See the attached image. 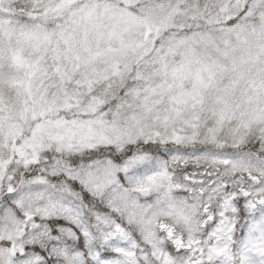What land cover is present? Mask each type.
<instances>
[{
  "label": "snow or ice",
  "instance_id": "1",
  "mask_svg": "<svg viewBox=\"0 0 264 264\" xmlns=\"http://www.w3.org/2000/svg\"><path fill=\"white\" fill-rule=\"evenodd\" d=\"M0 264H264V0H0Z\"/></svg>",
  "mask_w": 264,
  "mask_h": 264
}]
</instances>
